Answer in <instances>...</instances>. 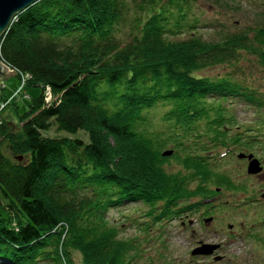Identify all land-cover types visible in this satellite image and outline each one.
<instances>
[{"label": "trees", "instance_id": "1", "mask_svg": "<svg viewBox=\"0 0 264 264\" xmlns=\"http://www.w3.org/2000/svg\"><path fill=\"white\" fill-rule=\"evenodd\" d=\"M191 1L39 0L14 14L0 35V63L16 79L28 77L26 88L37 94L23 109L9 102L2 110L8 115L0 113V264H74L72 253L80 264H129L137 249L107 224V209L141 203L154 224L197 209L215 195L212 188L241 190L210 169L207 158L184 151L190 145L203 151L197 143L203 135L226 152L239 143L227 137L233 119L221 107L225 100L264 108L257 93L232 77L197 75L240 54L264 71V28L218 41L167 39L195 28L185 19ZM130 2L138 14L121 45L116 35ZM42 85L58 105L44 106ZM102 86L109 91L96 100ZM151 107L163 108L171 135L145 130L140 112ZM51 126L71 137L84 131L88 141L48 138ZM169 139L172 155L161 157ZM170 162L176 172L165 171ZM193 198L200 201L174 211Z\"/></svg>", "mask_w": 264, "mask_h": 264}, {"label": "rangeland", "instance_id": "2", "mask_svg": "<svg viewBox=\"0 0 264 264\" xmlns=\"http://www.w3.org/2000/svg\"><path fill=\"white\" fill-rule=\"evenodd\" d=\"M186 6L185 19L187 23L195 22V28L192 30L183 28L174 36L167 34V39L180 40L187 39L190 36H197L204 41H218L226 34L244 32L250 28H264V0H192ZM133 7L134 5L130 2L123 23L118 27L116 38L121 45L127 43L133 33V19L138 14ZM197 75L208 78H218L227 75L239 81L241 85L247 86L264 100V71L251 56L240 54L238 59L229 65L208 68L198 72ZM14 76L0 80V105H3L0 113L9 102H14L17 107L23 109L28 104L29 97L37 94L36 89L26 88L27 78L17 76L18 79H16ZM48 88L49 86L47 85L40 87L41 98L43 89ZM108 91L109 87L102 86L96 92L94 98L99 100L104 97L103 92L108 93ZM115 91L117 94L118 90L115 89ZM50 94V98H48L50 102L47 106L51 104L54 106L58 105V97L52 96L51 91ZM221 107L226 111L227 116L229 115L233 119L232 126L229 127L230 130L227 132V137L239 135L240 140L236 144L237 148H240L238 147L239 144L248 142L246 144H250L249 148L253 150L259 167H264V126L261 123L264 120V108L257 109L243 98L227 99L221 104ZM8 111L9 109L1 114L4 116L8 115ZM20 111L19 109L18 112L20 113ZM140 113L145 130L151 132L161 131L160 133L164 134L163 136L171 135L170 125H164L161 121L164 113L163 108H143ZM10 121L16 123L15 114H10ZM198 127L201 130L199 135L202 136L201 132L205 128L203 125ZM199 135L194 134L195 137ZM44 136L52 139L60 137L75 138L81 140L84 144L88 141L87 133L84 131H79L71 137L57 132L54 126H51ZM203 137L197 142L199 146H204L203 151L195 152V147H191L193 145L189 144L190 147L184 151V154L190 152L192 156L207 158L210 169L227 179L233 187L241 189L240 191L218 190L217 195H214L215 197L211 201L215 206L209 212L214 215L212 219L217 220L221 225V232L215 238L211 239L208 237L206 239L202 232H198L195 225L189 227V229L196 231L194 234H190L185 228L180 226V223L197 219V212L199 213L207 207L206 200L202 201L201 206H198L195 210L178 214L175 218H172V216L171 219H162L154 224H151V219L146 217V213L149 210L148 207L141 203H124L118 208H109L104 216L108 222L107 224L117 229L119 239L132 242L135 249H137L136 253L132 254V251L127 256V260H130L129 264H264V200L262 198L264 196V178L260 177L261 172L264 176V171L261 169L255 175H247L246 167L253 157L251 159L246 157L247 162L237 161L231 155V152L227 154L226 148H212L211 146L213 145L205 141L204 135ZM172 142L171 139L165 142L166 151L173 152ZM195 142L193 138L190 141L193 144ZM3 152L8 156L7 151L3 150ZM177 154L181 156L182 153L178 151ZM221 155L223 156L220 157ZM164 169L167 172H176L178 170L171 162L166 164ZM195 187L196 182L190 185L191 189ZM212 189L215 191L216 188ZM199 201V198H193L177 206L174 211L178 212L181 206L186 207ZM236 204L239 205L234 206ZM158 213L159 210L153 212L152 215L154 216ZM262 222L263 225L259 228L260 232L251 234L249 237L232 238L227 242L229 246L225 252L228 257L223 261L221 259L219 262H213L209 259H199L190 256L192 250L198 249L202 245L214 246L215 251L218 248L217 243L229 240L234 233L236 234L241 230L240 225L247 226ZM145 226H148V228H145ZM241 231L243 232L244 230ZM200 236L206 242L194 244ZM72 261L74 264H80L79 255L72 253ZM37 264L53 263L45 261Z\"/></svg>", "mask_w": 264, "mask_h": 264}, {"label": "flooded vegetation", "instance_id": "3", "mask_svg": "<svg viewBox=\"0 0 264 264\" xmlns=\"http://www.w3.org/2000/svg\"><path fill=\"white\" fill-rule=\"evenodd\" d=\"M236 136L238 137L239 135L237 134ZM246 143H248V142H244L241 145L239 144L238 147H240V148H237L236 145L228 148L227 154H229L231 152V155L237 161H241V162H247L245 158H240L241 156L246 157L248 155H252V157L255 159V154L253 153V150H251L249 148L250 144H246ZM225 151H227V150H225ZM261 169H262V171H264V167L261 166ZM260 177L264 178L262 172L260 174ZM217 192H218V190H215V195H217ZM214 197L215 196L210 197L209 199L206 200V202H207L206 206L207 207L204 208L203 211H200L199 213L197 212V216H198L197 219L187 221L186 223H180V226L185 228V230H187V232H189L190 234H194L196 231L193 229H189V227H192L195 225L198 229V232H200V233L202 232V234L206 236V239L208 237H210L211 239L217 237L219 235V233L221 232V228H220L221 225L218 223L217 220L212 219V218H214V215H211L209 212L215 206L211 203V201H213ZM262 198L264 200V196H262ZM238 205L239 204H236L234 206H238ZM195 214H196V212H195ZM208 218H210V221H205ZM261 225H263V222L262 223H253V224H249L247 226L240 225L241 230H244V231L242 232L240 230L238 233H236V234L234 233L233 237H231L229 240L224 241L222 243H217L218 248H216V250L213 252V254L208 255V256H195L194 258L212 260L213 258L220 257L223 261V260L227 259V257H228L226 255V252H225L229 246V244H227V242H229L232 238L249 237L251 234H256L257 232H260L259 228H261ZM205 242H206V240H204L200 236L194 242V244L205 243Z\"/></svg>", "mask_w": 264, "mask_h": 264}, {"label": "water", "instance_id": "4", "mask_svg": "<svg viewBox=\"0 0 264 264\" xmlns=\"http://www.w3.org/2000/svg\"><path fill=\"white\" fill-rule=\"evenodd\" d=\"M39 0H0V35L7 30L11 19L13 18L14 14L25 9L26 7L34 4ZM14 72H8L7 69L0 64V80H5L7 77H13ZM172 154V151H163L161 153V157H169ZM247 159H251L252 156H246ZM241 156L240 158H246ZM261 168L259 167L257 161L255 159H251L246 167V174L247 175H255L259 173ZM205 221H210V218L206 219ZM215 247L214 246H207L202 245L198 249H194L190 252L191 257L195 256H208L213 254ZM221 260L220 257L213 258V262H219Z\"/></svg>", "mask_w": 264, "mask_h": 264}, {"label": "built area", "instance_id": "5", "mask_svg": "<svg viewBox=\"0 0 264 264\" xmlns=\"http://www.w3.org/2000/svg\"><path fill=\"white\" fill-rule=\"evenodd\" d=\"M13 19H11V22H12ZM2 66H4L8 72H11L12 70H10V68H8L6 65H3L2 63H0ZM15 74V73H14ZM25 78H28V77H25ZM50 89H43V93H42V99H43V102L45 104V106H47L49 104V99L50 98ZM3 105H0V110L2 109Z\"/></svg>", "mask_w": 264, "mask_h": 264}]
</instances>
